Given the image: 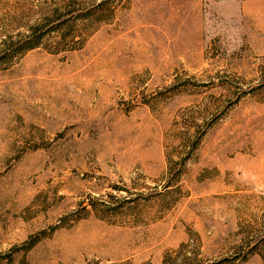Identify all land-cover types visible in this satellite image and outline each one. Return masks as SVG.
<instances>
[{
  "label": "rangeland",
  "instance_id": "obj_1",
  "mask_svg": "<svg viewBox=\"0 0 264 264\" xmlns=\"http://www.w3.org/2000/svg\"><path fill=\"white\" fill-rule=\"evenodd\" d=\"M0 264H264V0H0Z\"/></svg>",
  "mask_w": 264,
  "mask_h": 264
},
{
  "label": "trees",
  "instance_id": "obj_2",
  "mask_svg": "<svg viewBox=\"0 0 264 264\" xmlns=\"http://www.w3.org/2000/svg\"><path fill=\"white\" fill-rule=\"evenodd\" d=\"M38 38L31 39L30 41L26 42V44L23 46L25 48H32L38 44Z\"/></svg>",
  "mask_w": 264,
  "mask_h": 264
}]
</instances>
